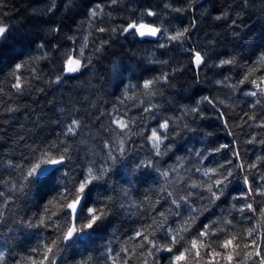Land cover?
Wrapping results in <instances>:
<instances>
[{
	"label": "trees",
	"instance_id": "trees-1",
	"mask_svg": "<svg viewBox=\"0 0 264 264\" xmlns=\"http://www.w3.org/2000/svg\"><path fill=\"white\" fill-rule=\"evenodd\" d=\"M42 1L4 0L3 7H0V22L9 29L6 39L0 40V160L3 161L0 164V177L5 180L16 178L17 172L6 170L9 159L19 163L31 147L57 141L65 122L77 114L73 110H78L79 118L87 123L82 136H78L75 141L69 138L74 157L79 156L78 163L74 160L77 168L87 163L84 159L86 154L91 157L94 151H99L96 145L108 136L100 131L101 126H107L106 114L114 108L121 113L128 110L129 116H137L140 127L146 133L157 127L158 121L165 118L173 120L170 139L165 141V144L172 145V149L162 158L151 154L150 145L141 147L139 136L133 137L129 145L131 151L112 166L106 180L101 181L91 195L90 206L91 201L101 200L109 205L115 204L108 226L89 239L76 241L58 257L61 264H84L85 261L88 264H104L101 257L106 248L111 246L118 250L126 246V243H134L129 242L128 238L142 223H151L152 217L159 212L169 215L168 203L163 199L156 203L162 184L159 174L150 168L137 169L136 165L141 160H160V168H169L181 158V163L187 168H193L194 165L189 161L196 160L195 151L199 150L206 156L201 166L211 168L233 157L227 151L208 155L206 150L210 151L225 143L232 144L234 139L245 161L252 162L264 155V145L244 142L249 134L264 138V129L231 127L241 125L244 114H252L253 111L264 119L259 107L253 110L248 104L253 98L244 95L253 86L246 83L233 89L216 84L217 80H224L225 77L229 78L227 83L237 84L250 68L260 67L257 62L264 54V0H141V12L134 7L135 0H119L116 5H112L110 0H63L66 6L60 4L62 0H55V8L51 11L49 8L41 12L33 11ZM165 3L185 11L177 13L165 9ZM97 4L103 6V14L90 21L89 10ZM146 8L159 13L156 17L143 16L145 22L162 25L170 31L187 27L185 23L190 26L195 21L190 40L185 41L183 46L169 43L168 47L160 48L159 44L166 41L152 37L121 36L110 31L132 20L139 21ZM217 16L222 18L218 20ZM54 27L60 28L59 33L50 31ZM99 27L109 31L97 32L96 28ZM85 36L89 41L85 56L92 57V64L80 73L64 78L58 85L51 84L50 81L60 74L64 54L73 47L78 50ZM68 37H74L76 43L73 44ZM102 40H108L109 43L97 53L95 49L101 46ZM42 42L45 49H37L36 45ZM53 45L58 46V50ZM192 46L198 47L206 55L207 64L199 70L191 64V56L185 51ZM45 50L49 54L46 59H33L43 56ZM222 59H234L236 63L223 68L212 67ZM165 61L167 63H163ZM15 63H24L19 74L27 83L22 93H17L11 87L13 79L9 73ZM114 65L119 69L116 73L113 72ZM164 72L170 74L169 82L157 85V94L151 98L158 105L154 110L155 118L149 119L150 114L132 107L145 99L141 95L142 89H129L127 95H135L136 99L120 104L126 86L141 85L143 81ZM34 75L39 78H33ZM261 75H264V68L255 73V77ZM204 96L226 101L228 107H219L227 114L229 129H225L218 112L207 102L200 104L204 113L202 119L196 118L193 122L191 116L183 115V109L191 108ZM9 108L15 111L10 112ZM102 113L105 115L102 116ZM186 122L191 130L184 128ZM229 130L235 131L236 137L229 136ZM82 139L85 141L83 144ZM186 175L200 180L198 175L191 172ZM257 175L253 170L250 179ZM59 183L62 182L53 181L39 193L32 189L26 194H17L14 202L9 204L4 221L0 224L3 264H28L29 257L35 255L31 250L53 238L51 230L28 229L15 221L21 217L27 219L40 216L45 203L57 195L56 185ZM245 192L243 174H239L228 185L227 202L206 204L207 211H204L201 208L204 202L194 199L193 206L202 213L197 226L201 222L217 219L233 202L238 206L244 204L246 201H232L231 197ZM120 205H124V208L121 209ZM179 211L183 217L189 215L187 208L182 207ZM234 215L237 228L248 226L246 222H240V213ZM178 219L175 215H169V223ZM160 235L158 233V237ZM171 255L163 251L157 253L155 264H169ZM142 259L138 257L137 264Z\"/></svg>",
	"mask_w": 264,
	"mask_h": 264
},
{
	"label": "snow or ice",
	"instance_id": "snow-or-ice-1",
	"mask_svg": "<svg viewBox=\"0 0 264 264\" xmlns=\"http://www.w3.org/2000/svg\"><path fill=\"white\" fill-rule=\"evenodd\" d=\"M110 2L112 5H116L119 0H110ZM3 4L4 0H0V7H3ZM53 8H55V0H52L49 11ZM164 8L177 13L185 11V9L173 7L171 3H165ZM102 14L103 6L97 4L89 10V20H94ZM157 15L158 13L151 8H146L139 21L132 20L125 26L113 27L110 31L119 33L121 36L154 37L166 41L159 44L160 48L168 47L169 43L183 46L185 41L190 40L191 32L195 28V21L188 27L170 31L167 27L147 23L143 20V16L156 17ZM221 18V16L216 17L218 20ZM8 30V26L0 22V40L6 39ZM50 31L59 33L60 28L54 27ZM96 31L105 33L109 29L99 27L96 28ZM68 39L73 44L76 43L74 37H68ZM83 40L84 42L78 50L73 47L64 54L60 74L50 81L51 84L58 85L64 78L80 73L92 64V57L85 56V49L89 47L88 37L85 36ZM108 43V40H102L101 46L97 47L95 51L101 52L103 46ZM36 47L45 49V44L42 42ZM53 48L58 50L56 45H53ZM185 51L190 54V62L197 70L206 66V55L198 47H188ZM48 55L45 50L43 56L33 59H46ZM235 63L234 59H222L212 67L223 68ZM257 63L260 67L250 68L237 84L227 83L228 77H225L224 80H217L216 84L235 89L239 85L250 83L253 88L246 91L244 95L253 98L248 101V104L253 110L259 107L261 117H264V75L255 77V73L264 68V54L261 55ZM23 67L24 63H15L9 73L13 79L11 87L17 93H22L27 83L19 74ZM177 70L179 69H173V71ZM118 71V66L114 65L113 72ZM33 78L38 79L39 77L34 75ZM169 78L170 74L164 72L160 76L143 81L141 85L126 86L120 104L136 99L135 95H127L129 89L134 87L142 89L141 95L145 99L140 100L139 104H133L132 107L139 109L142 113L150 114L149 119L155 118L154 110L158 108V105L153 103L151 98L157 94V85L167 84ZM204 102H207L218 112L219 119L224 122L225 129H229L227 114L219 107L220 105L228 107L225 100L217 101L204 96L191 108L183 109V115L191 116L193 122L196 118L202 119L204 113L200 104ZM8 111H15V109L9 108ZM61 111L63 114V110ZM73 111L77 114L65 122L64 130L60 133V138L57 141L31 147L28 154L21 157L19 163L13 159L7 161L6 170L10 173L17 172L15 179L5 180L0 177V186H2L0 189V224L4 221L5 210L9 204L14 202L17 194H26L32 189L39 193L53 181L62 182L56 185L57 195L45 203L40 216L27 219L21 217L15 221L24 228H43L51 230L53 233L52 239L43 241L38 247L31 250L35 255L29 257L28 264H61L58 257L64 249L71 247L76 241L89 239L108 226L107 222L113 214L115 204L109 205L101 200L99 202L91 201L90 206L91 195L94 188L100 186L101 181L106 180L112 166L131 151L129 145L133 142V137L141 138V147L150 145L151 154L156 157L162 158L172 149L171 144H165V141L170 139L169 131L173 124L171 118L158 121V126L151 128L150 133H146L145 129L140 127L137 116H129L128 110L121 113L119 109L114 108L112 112L106 114L108 116L107 126H101L100 131L107 133L108 136L102 140V143L96 145L99 151H94L91 157L86 154L84 159L87 163L77 168L79 156L74 157L69 138L75 141L78 136H82L83 130L87 128V123L79 118L78 110ZM244 117L241 125L231 127L243 129L247 126L264 129V119L259 118L255 111L252 114L245 113ZM184 128L191 130L187 122L184 124ZM227 134L233 137L237 135L232 130H229ZM244 142L264 145V138L249 134ZM81 143L83 144L85 141L82 139ZM225 151L230 152L233 158L225 159L223 163L211 168L201 166L204 164L206 156L199 150L195 151L196 160L189 161L194 165L193 168H187L184 163L180 162L181 158H178L176 165L169 168H160V160L148 159L137 163V169L150 168L159 174L162 184L156 203H160V200L163 199L165 203L169 204V215H175L179 219L169 223V215H165L164 212L157 213L152 217L151 223H142L140 228L128 238L129 242L134 243H126V246H121L118 250L111 246L106 248L101 257L104 264H137L138 257H143L140 264H155L156 254L162 251L172 254L169 264H264V155L257 157L252 162L245 161L238 150V142L235 139L232 144L225 143L210 151L206 150L208 155ZM74 160L77 163H74ZM2 163L3 161L0 160V164ZM253 170L258 175L256 178L250 179V173ZM188 172L198 175L200 180L192 179L191 176L186 175ZM57 173L60 175L57 176ZM239 174H243L246 192L240 196H232L231 200L246 202L239 206L233 202L230 208L222 212L220 217L208 220V222H201L197 226V220L202 213L193 206L194 199L204 202L201 204L204 211H207L206 204L215 205L217 201L227 202L228 185ZM108 199L111 200V197ZM173 206L175 210H173ZM153 207L155 206L153 205ZM182 207L188 209L187 217H183L179 211ZM120 208L123 209L124 205H120ZM236 212L241 214L240 222H246L247 227L237 228L234 215ZM248 213L251 215H247ZM158 233L161 234L159 237ZM3 260L4 253L0 252V264H3ZM84 264H88V262L85 261Z\"/></svg>",
	"mask_w": 264,
	"mask_h": 264
},
{
	"label": "rangeland",
	"instance_id": "rangeland-1",
	"mask_svg": "<svg viewBox=\"0 0 264 264\" xmlns=\"http://www.w3.org/2000/svg\"><path fill=\"white\" fill-rule=\"evenodd\" d=\"M136 1V6H134L135 8H136V10L138 11V12H141L142 11V7H141V0H135ZM56 2V1H55ZM60 4L61 5H64V6H66L67 5V3L65 2V1H61L60 2ZM51 5H52V1L51 0H43L42 1V3L39 5V6H35L34 7V9H33V11H35V12H41L42 10H44V9H47V8H50L51 7ZM202 8L203 7H201V9L200 10H202ZM159 13V12H158ZM171 23H173V21L171 20ZM186 25H187V27H188V24L187 23H185ZM185 26H183L182 28H184ZM153 39H156V38H154V37H152ZM171 100V99H170Z\"/></svg>",
	"mask_w": 264,
	"mask_h": 264
}]
</instances>
